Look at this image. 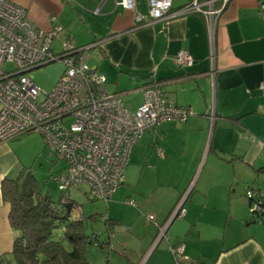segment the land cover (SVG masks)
I'll return each mask as SVG.
<instances>
[{
  "label": "crops",
  "instance_id": "0c3cea01",
  "mask_svg": "<svg viewBox=\"0 0 264 264\" xmlns=\"http://www.w3.org/2000/svg\"><path fill=\"white\" fill-rule=\"evenodd\" d=\"M10 1L34 27L58 24L76 46L93 45L87 64L128 110L156 82L167 102L193 111L145 131L110 208L91 213L104 225L92 238L110 247L104 264H264V214L253 217L245 196L248 186L264 190V16L257 1L229 0L212 27L199 13L138 24L147 0H135V10L119 0ZM190 1L172 0V10ZM179 50L191 54V66L176 64ZM9 142H0V263L13 258L16 236L2 180L24 168ZM184 196V216L167 225Z\"/></svg>",
  "mask_w": 264,
  "mask_h": 264
},
{
  "label": "built area",
  "instance_id": "2783aa9c",
  "mask_svg": "<svg viewBox=\"0 0 264 264\" xmlns=\"http://www.w3.org/2000/svg\"><path fill=\"white\" fill-rule=\"evenodd\" d=\"M228 1L191 0L173 11L172 0H147V16L138 14L135 22L199 13L212 27ZM256 1L264 16V1ZM116 4L135 10V0ZM62 31L58 24L49 30L36 28L24 7L0 0V142L37 132L46 148L66 164L55 178L58 189L69 192L85 186L89 198L107 202L122 186L130 150L145 131L164 121H185L193 111L167 102L156 82L145 84L142 102L136 110H128L119 94L103 89L105 76L87 64L86 51L93 45L77 47ZM54 41L61 45L59 52L52 47ZM174 60L181 67L193 63L186 50H179ZM53 61H60L64 69L52 91L44 92L30 72ZM259 88L264 90V82ZM245 196L252 216L264 214V190L248 186ZM184 201L185 196L167 223L184 216ZM183 250L179 245L174 252L181 257Z\"/></svg>",
  "mask_w": 264,
  "mask_h": 264
},
{
  "label": "trees",
  "instance_id": "16d2710c",
  "mask_svg": "<svg viewBox=\"0 0 264 264\" xmlns=\"http://www.w3.org/2000/svg\"><path fill=\"white\" fill-rule=\"evenodd\" d=\"M22 173L4 178L1 184L3 199L10 203L9 222L16 231L11 252L16 263L88 264L86 245L102 244L87 228L96 214L75 216L79 209L70 198L71 191H61L56 204L31 175Z\"/></svg>",
  "mask_w": 264,
  "mask_h": 264
},
{
  "label": "rangeland",
  "instance_id": "374dc122",
  "mask_svg": "<svg viewBox=\"0 0 264 264\" xmlns=\"http://www.w3.org/2000/svg\"><path fill=\"white\" fill-rule=\"evenodd\" d=\"M143 15L146 16V13ZM52 47L56 52L61 50V45L58 41H54ZM11 67V64L6 65V69H11ZM63 69L64 65L60 61H53L33 69L30 74L44 92H51ZM42 97L43 94L40 95V98ZM9 143L12 150L19 155L21 162L24 164V168L21 170L22 174L24 176L31 175L38 184L40 191L50 197L54 203H59L62 194L58 189V182L55 178L66 167L65 162L56 159L55 155L46 148L41 135L37 132L22 134L10 140ZM86 192L85 186L73 188L70 192L71 200L76 203L80 212L85 216L91 213H105L110 208V204L107 207L106 202L103 200H90ZM87 228L89 233L96 230L97 232L99 231V234H102L104 231V225L99 220H93L88 223ZM107 254H111L108 246L102 250L93 243L86 245L88 264H104ZM0 264L17 263L14 258H10Z\"/></svg>",
  "mask_w": 264,
  "mask_h": 264
},
{
  "label": "water",
  "instance_id": "95a60500",
  "mask_svg": "<svg viewBox=\"0 0 264 264\" xmlns=\"http://www.w3.org/2000/svg\"><path fill=\"white\" fill-rule=\"evenodd\" d=\"M173 219H174V218H173ZM173 219H172V220H173ZM172 220H171V221H172ZM171 221H169V222L167 223V225H168ZM165 229H166V227H165L164 229L161 230V232H160L161 235L163 234V232L165 231ZM158 238H159V237H158Z\"/></svg>",
  "mask_w": 264,
  "mask_h": 264
}]
</instances>
